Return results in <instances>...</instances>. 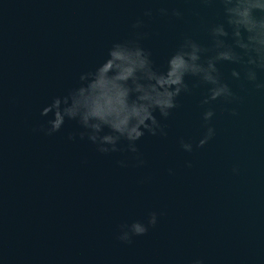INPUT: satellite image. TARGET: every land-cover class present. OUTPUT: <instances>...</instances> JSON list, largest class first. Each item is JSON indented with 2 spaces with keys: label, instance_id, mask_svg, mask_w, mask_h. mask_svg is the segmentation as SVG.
<instances>
[{
  "label": "water",
  "instance_id": "95a60500",
  "mask_svg": "<svg viewBox=\"0 0 264 264\" xmlns=\"http://www.w3.org/2000/svg\"><path fill=\"white\" fill-rule=\"evenodd\" d=\"M222 21V6L202 0H0V264H264V89L243 80L241 65L217 64L240 98L230 103L202 105L210 86L186 77L191 92L171 115L154 113L167 135L136 142L139 166L126 150L96 151L76 121L39 130L52 118L43 109L113 43L146 33L141 46L164 70L185 38L211 47L209 29ZM209 108L215 135L197 147ZM152 212L146 234L117 239Z\"/></svg>",
  "mask_w": 264,
  "mask_h": 264
},
{
  "label": "clouds",
  "instance_id": "9594fccd",
  "mask_svg": "<svg viewBox=\"0 0 264 264\" xmlns=\"http://www.w3.org/2000/svg\"><path fill=\"white\" fill-rule=\"evenodd\" d=\"M205 4L218 3L222 6L223 21L209 29L212 44L205 47L190 38H185L168 58L164 70L157 68L151 52L141 46L140 40L147 34L137 33L136 38L115 42L108 49L106 60L93 71L82 73L79 86L62 97H54L41 115L52 118L47 127L40 131L46 135L59 132L66 120L76 121L81 131V140L90 141L101 154L128 151L134 154L137 166L144 163L139 154L137 141L145 133L166 136L164 126L154 113L167 119L178 107L177 98L190 93L186 77L195 78L192 87L206 84L208 95L201 101L208 105L222 99L232 102L240 99L221 78L217 64L228 62L242 66L243 80L253 83L257 89H264V83L257 82V70L264 71V0H202ZM167 15L168 10L161 8ZM145 15L150 16L151 11ZM172 15L180 17L178 10ZM137 20L132 27H141ZM228 40L231 42L229 43ZM210 53V54H209ZM232 77L241 79V72L233 69ZM214 111L209 108L203 113L207 128L197 147H203L215 135L209 125ZM233 115L235 111L233 110ZM77 133L69 134L74 140ZM126 141V148L120 146ZM183 150L191 152V143L180 140ZM126 167L124 161H118ZM190 166V165H189ZM236 171V169H234ZM157 224V213L149 214L147 222L134 221L120 226L117 239L131 244L133 236H142L149 227ZM193 264H203L199 259Z\"/></svg>",
  "mask_w": 264,
  "mask_h": 264
}]
</instances>
